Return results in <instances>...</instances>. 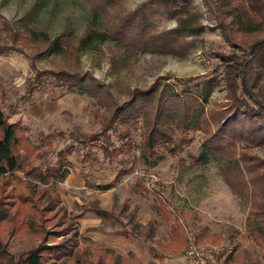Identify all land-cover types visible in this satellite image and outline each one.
Listing matches in <instances>:
<instances>
[{"label":"trees","instance_id":"1","mask_svg":"<svg viewBox=\"0 0 264 264\" xmlns=\"http://www.w3.org/2000/svg\"><path fill=\"white\" fill-rule=\"evenodd\" d=\"M153 1L177 19V27L159 31L147 20L145 11L138 9L122 17L113 27L104 29L99 25V12L95 11L94 19L81 36L74 33L51 36L30 20L15 30L13 38L20 45L29 46L33 51L42 48L35 57L68 55L72 60L60 70L43 71L32 62L36 73L27 89L28 94L43 90L46 84L88 94L95 100L97 109L94 113L101 117V127L90 134L76 132L75 138L81 147H61L56 150V159L52 161L49 154L56 134H40V143H37L31 138L30 128L22 118L12 120L19 112L17 107L9 111L0 108V264H134L129 256L108 247L97 251L81 243L79 214L71 215L55 182L64 180L69 173L68 156L72 151L75 150L83 162H90L92 158L98 159L92 153L95 147L101 151L103 162L119 165L113 181L91 185L95 189L108 190L135 169L138 148L152 156L161 149L174 153L181 144L192 141L183 134L190 129L204 133L201 140L203 151L195 155V161L206 164L208 159H217L222 163L220 167L226 181L240 197L249 200L248 237L258 245L259 255L264 258V159L245 151L238 152L243 142L248 146L264 145V92L259 96L253 87H249L256 71L255 65H264V37L256 41L244 56L233 60L234 68L229 77L242 83V94L232 82L233 101L220 113L211 116L206 112V97L204 100L203 96L212 77L176 76L174 81L186 86L181 91L165 86L160 89L158 83L148 89H134L128 98L121 101L114 96L111 85L101 82L89 71L79 69L78 53L95 51L106 41H115L123 57L129 58L144 51L147 42L154 43L159 50H169L188 33L200 30L196 19L189 13L193 5L191 0ZM233 1L217 0L222 12H229L228 17H231L226 28L245 34L253 30L255 18L260 17L264 22V1ZM184 12L189 16L183 18ZM3 24L9 27L6 21ZM200 85L203 87L199 88ZM141 119L146 121V125L141 131L140 141H136L130 136L131 126ZM237 120L256 127L253 131L250 126L240 129L236 127ZM113 134H116V140ZM40 159L43 162L39 163ZM140 188L146 189L138 181L136 189ZM157 199L159 210L171 227L169 242L161 245L162 252L186 253L192 232L186 219L181 212L168 207L163 196L157 195ZM127 209L128 200H125L120 211L128 216V227L116 233L154 240L160 222L153 218L144 224L136 211L128 212ZM89 210L104 217L111 214L99 204L98 199L91 203ZM94 229L97 228H89ZM235 233L234 230L226 237L223 232L215 234L203 226L193 234L199 248L207 247L217 256L218 262L225 256L226 264H236L240 260L239 264H247L242 263L243 259L252 256L247 249H241ZM17 235L21 237V246L14 250L12 239ZM226 238L230 239L233 249L223 246L222 241ZM163 253L158 255L160 264H166ZM259 260V257L254 258L255 263ZM201 264L212 263L204 261Z\"/></svg>","mask_w":264,"mask_h":264},{"label":"rangeland","instance_id":"2","mask_svg":"<svg viewBox=\"0 0 264 264\" xmlns=\"http://www.w3.org/2000/svg\"><path fill=\"white\" fill-rule=\"evenodd\" d=\"M191 2L193 5L189 13L201 28L198 32L188 33L169 50H159L154 43L147 42L144 51L124 58L115 41H106L95 51L78 53L79 69L89 71L101 82L111 85L114 96L121 101L128 98L134 89L144 90L158 83L160 89L165 86L181 91L186 86L175 82L174 77L206 75V78L213 79L206 84L207 90L203 96V99L206 97V112L210 116L220 113L233 101L232 82L238 87V93L240 91L242 94V83L230 79L229 74L237 57L244 56L256 41L264 37V22L258 17L250 32L243 34L237 29L233 32L226 28L231 19L227 14L229 12H222L217 0ZM138 9L145 11L147 20L159 31L178 25L177 19L153 0H0V108L9 111L17 107L19 112L12 120L22 118L30 128L31 138L37 143H40V134H56L50 160L56 159L55 152L61 147H81L75 138L76 132L90 134L99 130L101 117L95 115L97 106L94 105V98L88 94L54 88L52 84L44 85L43 90L33 95L28 94L30 82L35 79L34 65L42 71L60 70L71 64L72 60L68 55L35 57V53L42 48L33 51L29 46L20 45L13 38L15 30L30 20L51 36L60 33L81 36L94 19L95 11L99 12V25L104 29L113 27L122 17ZM182 16L185 18L189 14L184 12ZM4 21L9 27L4 26ZM257 64L249 87H253L261 96L264 92V65ZM254 83L255 86L252 85ZM248 101L253 104L250 99ZM145 125L144 119L137 121L131 126L130 136L140 141ZM248 126L252 131L256 127L237 120L236 127L242 129ZM183 134L192 141L181 144L174 153L161 149L152 156L138 148L135 169L108 190L95 189L91 185L113 181L119 165L103 162L101 151L95 147L92 153L98 159L92 158L90 162H83L78 153L72 151L68 156L69 173L64 180L55 182V186L71 215L79 214L77 220L81 243L97 251L98 248L108 247L129 256L134 264H160L158 255L163 253L161 245L168 243L171 235L170 222L159 210L157 195H161L168 207L178 210L186 219L188 229L192 231L188 250L192 248L195 251L194 254L163 253L166 264H201L204 261L226 264L225 256L218 262L211 250L203 246L199 248L195 243L193 233L203 226L209 227L215 234L223 232L226 237L235 230L241 249H247L252 256L244 258L242 263L264 264V258L259 255L260 248L248 237L249 200L240 197L226 181L220 167L222 163L217 159H208L206 164L195 161V155L203 151V131L190 129L183 131ZM113 138L117 139L116 134H113ZM242 151L264 159V145L248 146L243 142L238 152ZM40 160L39 163L43 162V159ZM138 181L146 189H136ZM95 199L111 214L104 217L89 210ZM125 200H128L127 211H136L142 223L146 224L153 218L160 222L154 240L116 233L128 227V216L120 211ZM92 227L97 229L89 230ZM20 240L19 235L12 239L14 250L20 248ZM222 244L229 250L233 249L229 238L224 239ZM256 257L260 258L258 263L254 262ZM239 263L241 260L236 262Z\"/></svg>","mask_w":264,"mask_h":264},{"label":"built area","instance_id":"3","mask_svg":"<svg viewBox=\"0 0 264 264\" xmlns=\"http://www.w3.org/2000/svg\"><path fill=\"white\" fill-rule=\"evenodd\" d=\"M136 173H138V171L136 172ZM150 174H152V173H150ZM150 174H148V175H150ZM154 175L153 176H156V174L155 173H153ZM156 178H157V176H156ZM153 179V178H152ZM188 253H195V251H193L192 250V248H190L188 251H187Z\"/></svg>","mask_w":264,"mask_h":264}]
</instances>
